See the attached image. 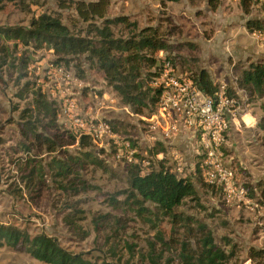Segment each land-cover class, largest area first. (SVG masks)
<instances>
[{
  "label": "rangeland",
  "instance_id": "374dc122",
  "mask_svg": "<svg viewBox=\"0 0 264 264\" xmlns=\"http://www.w3.org/2000/svg\"><path fill=\"white\" fill-rule=\"evenodd\" d=\"M63 1L71 0L4 2L0 4V31L30 28L43 13L60 15L72 30L85 29L87 25L75 8L62 7ZM110 1L108 16H127L130 22L137 24L136 33L147 27L159 29L170 48L161 51L163 54L160 52L157 60H172L176 75L193 79L201 70H206L217 89L223 82L229 93L241 100L248 114L247 124L241 119L240 124L232 125L224 152L236 172L235 188H243L244 195L229 199L222 190L206 184L197 168L201 157L194 153L185 157L191 162H187L184 172L195 183L198 198L187 199L177 212L191 218L194 232L202 225L225 250H234L235 264H264V129L259 126L264 117V97L251 98L240 86L242 73L250 64H264V31L252 32L247 28L250 20L264 22V0H248L246 7L242 0H217L215 6L212 0ZM134 29L119 25L114 27V32L117 38L127 39L135 34ZM22 56L30 57V62L22 65ZM57 61L51 49L27 50L0 34V224L17 226L31 235L54 237L67 250L83 252L95 261L120 260L122 264H153L146 256L150 243L157 242L155 236L161 230L167 240L175 241L171 251H164L161 264L169 259L171 264H178L177 242L186 238L188 231L179 224L173 230L172 220L159 215L155 205L145 204L155 214L145 218L139 215L138 207L127 200L130 169L138 166L140 171L155 170L154 165L163 162L156 158L162 149L136 139L138 131L135 129L143 128L145 132L156 110L136 114L119 108L122 103L112 101L116 94L108 86L104 73L88 64L85 56L59 65ZM57 67H63L65 73H56ZM32 92L44 94L53 102L57 113L60 106L53 95L77 99L85 111L89 107L92 112L100 111V116L113 124L121 139L132 141L138 149L134 156L137 163L119 159L114 149L92 142L90 150L103 164L101 167L89 164L81 171L82 180L89 186L86 192L74 195L72 191L61 189L49 174L43 185H31L27 189L23 180L32 166H45L52 158H60L62 151L77 154L82 150L80 140L73 135L75 141L66 140L55 152L46 146L37 147L32 139H25L26 121L21 118L23 112L33 109ZM57 122L61 132L69 131L58 117ZM40 133L45 138L52 135L43 129ZM147 162L151 165L145 166ZM160 165L159 169L163 167ZM71 183L80 184V179H73ZM110 214L120 219L119 232L116 229L98 231L94 220ZM107 235L117 236L115 256L105 243ZM127 244L136 246L132 255ZM157 250L160 252L159 244ZM0 264L44 263L0 245Z\"/></svg>",
  "mask_w": 264,
  "mask_h": 264
},
{
  "label": "trees",
  "instance_id": "16d2710c",
  "mask_svg": "<svg viewBox=\"0 0 264 264\" xmlns=\"http://www.w3.org/2000/svg\"><path fill=\"white\" fill-rule=\"evenodd\" d=\"M15 1L0 0V4ZM215 1L217 0L211 2L214 6ZM242 1V5L246 7L248 0ZM162 2L177 3L179 0ZM61 6L74 7L81 21L87 25L86 28L81 31L72 30L63 23L60 15L43 13L32 22L30 28H5L0 34L6 40L18 42V45L21 44L27 50L33 48L34 51H39L45 47L53 50L58 57L57 65L85 56L88 64L97 66L104 73L108 86L112 88L120 103L129 106L136 114L156 110L162 89L153 87L152 81L160 75L159 70L163 65L162 62L158 66L157 56L161 51L166 52L170 48L159 29L147 27L136 33L137 24L130 22L127 16L110 18L108 16L110 0H71L61 2ZM119 25L129 30L135 28L133 32L135 34L127 39L117 38L114 27ZM247 28L252 32L264 31V22L250 20L247 22ZM30 60V57L22 56L21 63L27 64ZM153 69L155 72L151 71ZM193 80L206 95L214 96L218 91L206 70H201L193 76ZM240 86L246 90L249 97L263 98L264 64H250L242 73ZM21 119L26 121L23 127L25 139L27 141L32 139V143H37V147L46 146L49 151L55 152L66 140L75 141L69 131L61 132L57 122V110L53 102L48 101L41 92L33 93V109L23 112ZM259 126L264 129V117ZM42 129L48 130L52 135L45 138L40 133ZM79 144L82 150L77 154L62 151L60 153L62 158L54 157L45 166L43 164L32 166L23 180L26 188L29 189L31 185H43L46 182V175L49 174V177L59 183L61 189L72 191L74 195L81 191L86 192L89 186L82 180L81 171L89 164L101 167L103 161L90 150L92 148L90 139L84 137ZM73 179H80V184L71 183ZM129 184L130 193L127 200L138 207L139 215L145 218L155 216L145 207L146 203H151L155 205L159 215L172 220L173 230L179 224L188 231L186 238L177 242L178 264H235L234 250H225L202 225L197 227L198 232H194L190 224L191 218L177 212V208L187 199L198 198V191L192 179L179 178L164 169L141 175L138 166H134L129 172ZM120 223V219L111 214L94 220L98 231L116 229V232H119ZM154 225L156 226L155 222ZM201 231H203L201 236H198ZM116 238L117 236L107 235L105 242L106 245H110L109 251L114 256L118 249ZM155 238L157 242L150 243V251L146 257L153 264H161L165 252L171 251L175 241L171 238L167 240L161 230L157 231ZM158 244L160 252L157 250ZM0 245L26 253L44 264H122L120 260L89 259L83 252L74 253L67 250L54 237L46 234L31 235L14 225L0 224ZM135 247L134 244L126 245L131 255ZM171 262L169 259L165 264Z\"/></svg>",
  "mask_w": 264,
  "mask_h": 264
},
{
  "label": "built area",
  "instance_id": "2783aa9c",
  "mask_svg": "<svg viewBox=\"0 0 264 264\" xmlns=\"http://www.w3.org/2000/svg\"><path fill=\"white\" fill-rule=\"evenodd\" d=\"M161 63L158 61V66ZM162 64L160 75L154 82L155 88L162 89L156 113L149 119L145 132L143 128L135 131H138L136 139L162 149L156 158L163 162L154 165L155 170L142 169L141 175L164 169L179 178H189L184 172L187 161L176 147L177 140L189 135L193 137L196 153L201 157L197 168L204 181L222 190L229 199L235 195H244L243 188H235L236 172L229 165L224 152L232 125L240 124L245 113L241 100L230 95L223 82L214 96L206 95L192 78L176 75L171 61L165 59ZM55 72L64 74L65 69L57 67ZM53 99L60 106L58 119L76 139L85 137L92 142H100L106 148L114 149L119 159H126L130 164L137 163L134 156L138 149L132 141L122 140L113 125L100 116V111L92 112L90 107L85 111L81 102L67 96L53 95ZM115 100L119 102L117 97L112 99ZM119 108L133 113L127 105L122 104ZM146 165L150 166L151 163L147 162ZM159 165L163 167L159 169Z\"/></svg>",
  "mask_w": 264,
  "mask_h": 264
},
{
  "label": "crops",
  "instance_id": "0c3cea01",
  "mask_svg": "<svg viewBox=\"0 0 264 264\" xmlns=\"http://www.w3.org/2000/svg\"><path fill=\"white\" fill-rule=\"evenodd\" d=\"M246 116H248V114L244 113V115L242 116V121L245 120ZM176 144V147H178V152L181 153L184 158L192 156L194 153H196L195 144L192 136H182L179 140L176 141ZM187 162L190 163L191 160L187 159Z\"/></svg>",
  "mask_w": 264,
  "mask_h": 264
}]
</instances>
